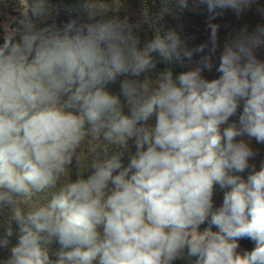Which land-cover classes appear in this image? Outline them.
Here are the masks:
<instances>
[{
    "label": "clouds",
    "instance_id": "obj_1",
    "mask_svg": "<svg viewBox=\"0 0 264 264\" xmlns=\"http://www.w3.org/2000/svg\"><path fill=\"white\" fill-rule=\"evenodd\" d=\"M255 2L193 0L209 40L182 49L175 31L160 30L141 48L140 25L107 17L104 0H84L99 20L63 28L48 22L50 0H24L0 43V264H264V162L246 179L233 174L257 155L237 137L264 144V62L254 53L264 25L224 45L218 78L201 74L218 48L212 21ZM206 48L194 70L149 75ZM241 239L254 247L238 252Z\"/></svg>",
    "mask_w": 264,
    "mask_h": 264
},
{
    "label": "trees",
    "instance_id": "obj_2",
    "mask_svg": "<svg viewBox=\"0 0 264 264\" xmlns=\"http://www.w3.org/2000/svg\"><path fill=\"white\" fill-rule=\"evenodd\" d=\"M104 3L111 5L113 10H110L107 17L118 15L120 19H127L130 24L135 26L139 24V28H133V31L140 39V47L142 48L144 43L154 38L157 30H160L161 34L167 31H175L182 40V49H194L202 43H206L209 40L210 30L208 29V14L204 6L194 7L193 0H189V8L180 11L176 8L174 0H119L118 10H116V0H104ZM50 4L53 9L52 18L48 21L49 23L55 22L57 27L63 28L70 22H75L77 26L95 22L101 17L97 15L94 20H89L88 13L84 10V0H50ZM167 6L169 11L162 16L160 13L162 8ZM147 10L149 20L144 21V13ZM157 17H159L157 19ZM213 23L219 25L218 28V48L216 53L213 55V68L211 70H202V76L206 79L218 78L220 75L216 71L218 67L219 56L223 47L226 43H230L233 39L240 34L241 30L246 26L249 31L256 28L257 25H264V0H256V2L247 9L240 17H237L231 10H224ZM5 31L1 26L0 22V43L3 41V35ZM208 53L206 48L203 53H193L189 59L183 56L181 52V58L179 60H173L171 63L159 61L157 68L150 73L151 78L155 79L156 73L165 69H170L173 72V76L190 70H194L200 67L199 61L202 55ZM254 53L258 60L264 62V44L254 49ZM143 77H141L142 79ZM123 79V77L119 78ZM119 79L116 83L108 86V90L114 94H118ZM242 110L238 109L239 111ZM128 111L127 107L124 109ZM238 119V115L230 118V121ZM154 123V121H151ZM226 126V125H225ZM224 127V126H222ZM244 139L249 143L257 155L249 161V168L243 173H233L240 175L246 179L249 173L253 170L252 166H255V170H259L261 162H264V144L257 143L254 139H249L247 136L237 137V140ZM131 145V142H130ZM131 150L134 151V146H131ZM127 156H125V162ZM78 175V169L75 161L70 166V177L75 180ZM223 192L219 185L215 186L213 202L214 207L221 206L223 202ZM2 218V217H0ZM12 227L16 229L12 237V243L17 242L18 239V225L13 222ZM207 227V224L201 226V230ZM213 230H218L213 226ZM240 247L237 249L238 252L243 253L249 251L254 247V242L249 239H241L239 241ZM59 249L58 243L53 242L50 246V257L55 259L54 253ZM6 256V252L0 251V259ZM174 264H189L185 259H177Z\"/></svg>",
    "mask_w": 264,
    "mask_h": 264
},
{
    "label": "rangeland",
    "instance_id": "obj_3",
    "mask_svg": "<svg viewBox=\"0 0 264 264\" xmlns=\"http://www.w3.org/2000/svg\"><path fill=\"white\" fill-rule=\"evenodd\" d=\"M24 3V0H0V22L1 26L7 33L11 25L9 21L12 17L19 15V7Z\"/></svg>",
    "mask_w": 264,
    "mask_h": 264
}]
</instances>
